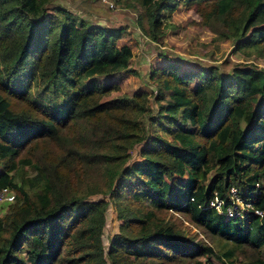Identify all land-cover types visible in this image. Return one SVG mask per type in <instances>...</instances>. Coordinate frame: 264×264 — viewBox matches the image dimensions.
<instances>
[{
	"label": "trees",
	"instance_id": "obj_1",
	"mask_svg": "<svg viewBox=\"0 0 264 264\" xmlns=\"http://www.w3.org/2000/svg\"><path fill=\"white\" fill-rule=\"evenodd\" d=\"M49 1L0 0V189L15 197L0 217V264H216L210 256L264 264V68L241 62L223 74L216 64L182 69L181 59L165 57L153 68L166 76L154 119L170 136L147 135L135 117L146 110L136 99L142 92L109 97L111 85L79 86L94 75L134 72L132 45L120 42L127 27L87 21ZM126 3L152 40L167 29L162 11L183 5L204 25L219 20L238 51H264V0ZM29 81L45 96L64 91L67 104L40 102ZM142 140L139 158L110 178L109 195L127 200L115 202L119 229L106 247L109 202L85 198L75 181L81 173L94 184L114 153L126 163L127 146ZM20 165L35 174L17 176ZM230 186L252 205L243 216L225 212ZM214 196L224 200L221 211L210 206ZM180 215L209 241L186 235Z\"/></svg>",
	"mask_w": 264,
	"mask_h": 264
},
{
	"label": "rangeland",
	"instance_id": "obj_2",
	"mask_svg": "<svg viewBox=\"0 0 264 264\" xmlns=\"http://www.w3.org/2000/svg\"><path fill=\"white\" fill-rule=\"evenodd\" d=\"M126 1L110 0L113 3V6H110L104 0H50L47 6L49 8H53L54 5L65 6L87 21L101 25L127 27V32L123 34L120 42L126 41L132 45L133 57L130 68L134 72L121 71L110 75H94L83 80L79 86L88 85L90 82L111 85L112 89L109 97L121 94L130 96L135 92H142L136 99L141 104L146 105V110L137 112L135 117L143 125L147 135L159 133L167 137L170 136L166 128L169 125L154 119L156 115L154 97L166 76L159 71L153 74V68L161 67L166 61L165 57L176 60L181 59L182 69H196L202 64H216L223 74L229 73L236 64L241 62H255L264 68V51L261 55L252 50L246 53L238 51L235 48L236 38L225 37L221 33L222 24L219 20L214 19L209 25H204L193 9L185 8L183 5H178L169 12L168 10L162 11L164 21L168 23L167 29L157 40H152L137 25L138 12L136 8L127 4ZM28 84H30L32 95L42 103L65 105L69 100L70 96L65 94L64 91L58 90L45 96L35 81H29ZM147 135H145V138ZM142 145L143 140L127 146L126 152L129 159L126 163L118 161L120 155L114 153L108 164L103 166V173L96 177L94 184L86 181L81 173L75 181L77 182L78 193L85 198H102L109 202L105 212V224L102 232V240L106 247H108L113 234L119 229L120 219L116 217L115 202L117 200H127L125 197L113 198L112 195H109V188L113 187L109 184L110 178L115 175L114 172L125 169L132 161L139 158V150ZM14 171L17 176H32L35 174V171L28 165H20ZM212 175L213 171L209 173L207 181L211 179ZM92 188H99L100 190L91 191ZM14 203L15 200L9 204H0V217L4 216ZM169 214L179 216L171 211H169ZM180 217L182 219L181 230L186 235H194L209 241L208 236L203 233L200 226L191 223L184 216L180 215ZM210 258L216 264H221L216 257L210 256Z\"/></svg>",
	"mask_w": 264,
	"mask_h": 264
},
{
	"label": "built area",
	"instance_id": "obj_3",
	"mask_svg": "<svg viewBox=\"0 0 264 264\" xmlns=\"http://www.w3.org/2000/svg\"><path fill=\"white\" fill-rule=\"evenodd\" d=\"M107 1V3L110 6H113V3L110 2V0H104ZM256 185L259 186V183L256 182ZM228 197L231 200V205H227L225 212L227 215H239V216H243V212L248 209V208H252V205L250 203H245L243 202V200L240 198L238 192H237V188L235 186H230L229 188V192H228ZM15 197H14V193L11 189L4 187L0 189V204L2 203H12L14 202ZM224 204V200L218 196H214V199L211 200L210 202V206H213L217 211H221L222 210V206ZM237 204V206L235 205ZM254 212L260 216H262V211L259 209H254Z\"/></svg>",
	"mask_w": 264,
	"mask_h": 264
}]
</instances>
